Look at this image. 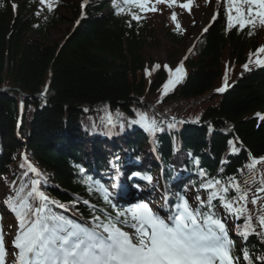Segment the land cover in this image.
<instances>
[{
    "label": "trees",
    "instance_id": "16d2710c",
    "mask_svg": "<svg viewBox=\"0 0 264 264\" xmlns=\"http://www.w3.org/2000/svg\"><path fill=\"white\" fill-rule=\"evenodd\" d=\"M13 2L18 5L16 11ZM0 3V201L21 187L27 191L37 180L39 188L72 215L50 205L54 213L81 224L90 222L93 215L103 217L109 204L97 188L106 184L109 189L114 176L113 161L104 149L103 128L108 120L114 121L117 137L131 151L115 150L122 159L115 161L120 170L132 159L138 164L132 160L130 167L138 165L147 173L159 167L140 124L130 123L137 113L157 121L160 130L154 132L153 146L169 179L175 176L169 159L180 149L189 156L185 168L193 175L196 194L207 195L200 189L205 178L236 177L241 185L251 179L245 167L249 154L264 157V120L260 119L264 116V67L252 63L246 71L242 66L249 53L255 61V50L264 46V26L258 18L255 26L242 31L229 29L226 9L230 5L222 0L216 18L183 60L172 45L161 42L158 27L150 20L152 12L132 8L142 19L129 26L130 16L117 14L113 0H87L83 9L77 1L58 0L52 13L45 9L40 16L34 14L38 0ZM241 7L247 14V7ZM76 18L77 25L68 27L58 40H45L49 32L73 24ZM166 35L183 41L184 34L175 30L170 15ZM161 48L171 69L183 62L185 70L181 82L170 86L167 95H162V85L169 72L151 55ZM184 50L183 46L181 53ZM42 87L50 92L47 99L37 96ZM221 87H225L222 93L217 91ZM100 103L105 104L103 108L95 109ZM176 115L186 119L173 121ZM25 157L39 175L28 170ZM257 169L259 180L264 163ZM151 184H157L156 180ZM256 186L250 185L253 190ZM219 211L223 214L222 208ZM229 221L238 254L247 247L253 257L264 255L258 236L243 241L236 235L235 223L242 220Z\"/></svg>",
    "mask_w": 264,
    "mask_h": 264
},
{
    "label": "snow or ice",
    "instance_id": "6c2138e0",
    "mask_svg": "<svg viewBox=\"0 0 264 264\" xmlns=\"http://www.w3.org/2000/svg\"><path fill=\"white\" fill-rule=\"evenodd\" d=\"M227 2L230 5L226 9L229 29L242 31L247 26H255L257 18L259 24L264 26V0ZM113 3L117 14L130 16L129 26L131 21L139 22L142 19L139 12L131 11L132 8L154 13L162 12L166 7L171 10L170 20L175 30H180L175 9L191 12L193 0H123L122 4L113 0ZM57 5L58 0H38V9L34 14L40 16L45 9L52 13ZM242 5L247 7V14L242 13ZM0 7H3L2 3ZM11 7L14 11L18 9L14 2ZM81 7L85 5L82 3ZM233 11L235 16L232 15ZM215 18L214 15L213 20ZM207 30L203 29L205 32ZM262 53L264 46L255 50V61L252 60L253 53H249L248 62L242 66L244 70L250 71L249 64L252 63L264 67ZM164 68L175 77L162 85V95H167L169 87L180 83L185 73L183 62L175 69L168 65H164ZM225 87L217 91L222 93ZM172 119L175 121V117ZM260 119L264 120V116H260ZM130 123L140 124L150 133L160 130L157 121L144 113H137V119ZM232 143L229 141L230 145ZM24 159L27 162V158ZM261 163H264V157H253L250 153L245 167L251 179L245 180L244 185L238 183L236 177H228L227 180L205 178L200 183V189L206 192V199L197 194L196 204L193 205L185 195L177 193V203L168 208L166 215L153 210L148 202L141 201L126 210L117 211L114 216L93 215L91 221L84 224L51 211L50 205L59 208H65V205L50 200L37 187L39 181L33 180L27 191L21 187L5 200L6 206L15 215L17 227L9 247H6L5 233L0 227V264H254L255 260L264 264V255L253 257L247 247L237 253L228 227L229 219L234 223L242 220V223H235L236 235L243 241L256 235L264 244V173H260L259 180L256 179L257 165ZM27 168L39 175L31 163H27ZM200 175L207 177L203 171ZM134 177L149 183L152 181L150 176H140L136 172L129 179ZM250 185L257 186L253 190ZM97 191L103 194L106 202H111L108 189L101 185ZM83 203L87 205L89 201ZM249 204L253 206L251 209ZM221 208L223 214L219 211ZM68 210L65 208V211ZM125 228L134 231L128 232Z\"/></svg>",
    "mask_w": 264,
    "mask_h": 264
},
{
    "label": "rangeland",
    "instance_id": "374dc122",
    "mask_svg": "<svg viewBox=\"0 0 264 264\" xmlns=\"http://www.w3.org/2000/svg\"><path fill=\"white\" fill-rule=\"evenodd\" d=\"M71 1H80V0H71ZM181 2H184V0H181ZM216 4L215 1L209 0V3L206 8L198 7L192 15H187L182 13L180 8L176 10L178 14V22L181 25V28L184 29L185 35L183 38L182 42H176L166 35V28L164 27L165 20L164 17L161 16L160 14H153L151 15V21L158 27V35L160 37V40L164 44H170L173 46L174 51L178 53L180 56L182 55L181 53V48L184 46L186 48L191 47L193 45V42L195 39L199 36V32L201 30V26L203 23L207 21V19L211 16V13L215 10ZM167 11H171L170 9H167ZM68 27H72L71 24H66L62 26H58L55 30L49 32L47 35H45V40L48 42H53L55 40H58L61 36L64 35L66 32V29ZM44 38V37H43ZM154 52V51H153ZM150 54V51L148 52V55ZM154 57L160 59L162 63L164 62L165 64L169 63L167 54L165 53L164 49L161 48L157 50L156 52L152 53ZM180 164V161L178 160L176 162V169H178V165ZM187 186L182 189L184 195H186L190 201L191 204H195L192 200V197L190 195L189 188L187 189Z\"/></svg>",
    "mask_w": 264,
    "mask_h": 264
},
{
    "label": "water",
    "instance_id": "95a60500",
    "mask_svg": "<svg viewBox=\"0 0 264 264\" xmlns=\"http://www.w3.org/2000/svg\"><path fill=\"white\" fill-rule=\"evenodd\" d=\"M82 109V108H81Z\"/></svg>",
    "mask_w": 264,
    "mask_h": 264
}]
</instances>
